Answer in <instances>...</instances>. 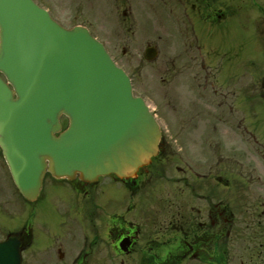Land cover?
Returning a JSON list of instances; mask_svg holds the SVG:
<instances>
[{"label":"flooded vegetation","instance_id":"flooded-vegetation-1","mask_svg":"<svg viewBox=\"0 0 264 264\" xmlns=\"http://www.w3.org/2000/svg\"><path fill=\"white\" fill-rule=\"evenodd\" d=\"M108 1L113 31L135 27L136 65H154L145 77L170 83L180 126L167 112L158 154L129 178L47 172L31 204L49 206L0 240L21 239V264H264V0Z\"/></svg>","mask_w":264,"mask_h":264},{"label":"water","instance_id":"water-1","mask_svg":"<svg viewBox=\"0 0 264 264\" xmlns=\"http://www.w3.org/2000/svg\"><path fill=\"white\" fill-rule=\"evenodd\" d=\"M160 136L130 78L86 27L62 26L34 0H0V146L28 199L47 170L128 177L158 152ZM17 243H0V264H20Z\"/></svg>","mask_w":264,"mask_h":264},{"label":"rangeland","instance_id":"rangeland-1","mask_svg":"<svg viewBox=\"0 0 264 264\" xmlns=\"http://www.w3.org/2000/svg\"><path fill=\"white\" fill-rule=\"evenodd\" d=\"M46 6H49L52 10H54L55 0H39ZM112 7L111 2L108 0H87L84 2H77L71 6L70 16H58L62 22L66 24H71L74 22L73 19L79 20L76 18H80L85 16L88 18L92 25L90 28L93 30L96 36H98L101 40L108 41V45L113 55L117 59L118 63L123 65L128 72L132 73L134 79V87L135 92L137 94H141L147 100V102L151 105L152 108L156 109L158 113V118L162 124L168 121L167 112L173 115L175 124L174 127L180 126V117L181 114L179 109H169L166 102V88L170 86V83L162 78H157V81H151L145 77V69H152L154 65L148 63L136 65L139 61L137 60L138 52L140 49L138 48V44L136 43L138 35L136 34L135 27L128 30H118L117 32L112 30L119 27L118 23L115 22V18H111L110 13H106L107 10H110ZM69 8V7H68ZM133 19V17L121 18L124 25H130L129 22ZM158 20V19H157ZM155 20L154 25H158V21ZM164 22V21H163ZM112 30V31H111ZM159 62V61H158ZM157 64V62H156ZM142 69V75H139L138 71ZM169 72H163L166 75ZM154 84H157L155 87ZM156 91V93L154 92ZM164 109V110H163ZM4 173V172H3ZM1 174L0 183L3 185L4 190L0 191V236L3 235L1 228H14L16 224H19L22 218L26 217V212L28 211H44V208L49 206V202L43 200L39 202V204L32 205L30 202H23V199L18 198L19 192L15 188V185L11 184L9 181L8 175L6 173ZM5 178L7 180L5 181ZM50 190V189H49ZM46 193L49 191L46 190ZM245 197L240 198L239 194H236V202H244L247 200L248 193L244 192ZM254 197V193L252 194ZM40 210V212H39Z\"/></svg>","mask_w":264,"mask_h":264}]
</instances>
